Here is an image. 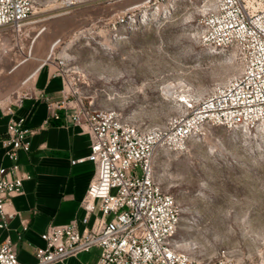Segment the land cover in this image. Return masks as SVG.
Masks as SVG:
<instances>
[{
  "label": "rangeland",
  "instance_id": "374dc122",
  "mask_svg": "<svg viewBox=\"0 0 264 264\" xmlns=\"http://www.w3.org/2000/svg\"><path fill=\"white\" fill-rule=\"evenodd\" d=\"M29 1L20 32L0 31V111L30 93L27 76L42 67L84 104L157 127L183 112L181 95L205 97L241 71L234 49L213 52L200 41L212 0ZM153 165L180 211L176 243L191 257L264 264V126H207Z\"/></svg>",
  "mask_w": 264,
  "mask_h": 264
},
{
  "label": "built area",
  "instance_id": "2783aa9c",
  "mask_svg": "<svg viewBox=\"0 0 264 264\" xmlns=\"http://www.w3.org/2000/svg\"><path fill=\"white\" fill-rule=\"evenodd\" d=\"M31 12L29 0H0V31L20 32ZM199 25L202 45L220 52L234 49L241 71L205 97L181 95L183 112L164 125L127 122L114 110L84 104L74 91L64 92L59 105L50 103V109L63 108L71 125L88 133L89 154L71 164L87 161L95 173L80 203V221L47 228L39 235L41 246L28 243L34 264H60L92 249L99 251L96 264H216L197 261L177 248L180 211L164 191L153 162L161 151L184 148L207 126L230 131L264 126V0H212ZM63 66L62 61L57 64ZM20 103L16 96L1 109L10 118L0 140L8 162L0 165V229L18 216L12 199L31 178L21 170L18 155L30 152L31 138L41 128L26 117H13V107ZM26 229L24 224L22 231ZM21 240L17 235L15 242ZM15 242L2 241L0 264H22Z\"/></svg>",
  "mask_w": 264,
  "mask_h": 264
},
{
  "label": "crops",
  "instance_id": "0c3cea01",
  "mask_svg": "<svg viewBox=\"0 0 264 264\" xmlns=\"http://www.w3.org/2000/svg\"><path fill=\"white\" fill-rule=\"evenodd\" d=\"M41 69L34 74L30 93L18 92L20 107H13L14 118L26 117L34 127L41 125V128L31 138L30 152L18 155L21 170L31 177L12 199V208L18 216L9 221L6 229H0V244L5 238L14 243L17 235H22V240L15 242V252L22 264L35 263L28 243L41 246L39 235L47 228L74 219L80 221L83 216L80 203L95 173L94 166L87 161L71 164L89 154L90 138L84 129L71 125L63 108L50 109V103L59 105L65 86L57 77L41 74ZM39 94L46 99H40ZM9 118L0 111V140L7 135ZM0 165H8L1 146ZM24 224L26 231H22ZM98 257L99 251L92 249L60 264H96Z\"/></svg>",
  "mask_w": 264,
  "mask_h": 264
},
{
  "label": "bare ground",
  "instance_id": "6f19581e",
  "mask_svg": "<svg viewBox=\"0 0 264 264\" xmlns=\"http://www.w3.org/2000/svg\"><path fill=\"white\" fill-rule=\"evenodd\" d=\"M70 1V0H69ZM78 1V0H77ZM66 2H68V0L66 1ZM65 2V3H66ZM71 3H68L66 6H69ZM73 5V4H72ZM71 5V6H72ZM63 6V5H62ZM203 7H204V9L206 8L205 7V5H203ZM65 8V7H64ZM30 19V18H29ZM29 21V20H28ZM27 21V22H28ZM213 52H215V51H213ZM38 67V66H37ZM39 68V67H38ZM38 68H35L28 76H27V78L29 79L31 76H33L36 72H37V70H38ZM170 96V95H169ZM180 102L182 101L181 99L179 100ZM177 245V248H179V249H181V250H183V251H187V248L185 247L186 245H182V244H176ZM186 249H185V248ZM188 252V251H187Z\"/></svg>",
  "mask_w": 264,
  "mask_h": 264
}]
</instances>
